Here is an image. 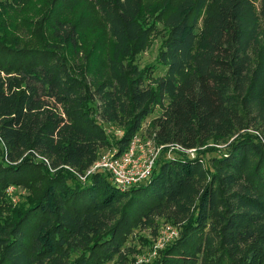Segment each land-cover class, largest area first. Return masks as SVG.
<instances>
[{
  "label": "trees",
  "instance_id": "1",
  "mask_svg": "<svg viewBox=\"0 0 264 264\" xmlns=\"http://www.w3.org/2000/svg\"><path fill=\"white\" fill-rule=\"evenodd\" d=\"M73 1L52 4L56 44L0 40V208L12 207L8 187L32 186L39 173L43 190L0 219V264L124 260L129 234H154L163 220L180 237L157 264H264V0L165 9L160 76L133 64L154 33L142 0H93L112 52L99 73L75 69L60 51L79 43L77 26L59 16ZM156 109L157 145L193 156H161L151 179L129 189L106 171L78 178L103 150L125 153ZM108 124L124 128L115 142ZM210 142L222 147L204 149Z\"/></svg>",
  "mask_w": 264,
  "mask_h": 264
},
{
  "label": "rangeland",
  "instance_id": "2",
  "mask_svg": "<svg viewBox=\"0 0 264 264\" xmlns=\"http://www.w3.org/2000/svg\"><path fill=\"white\" fill-rule=\"evenodd\" d=\"M54 1L0 0V40L10 43L12 39L18 41L20 46L30 47L56 44L52 35V25L56 19L52 10ZM179 1L142 0L141 2L143 5V24L151 29L154 28V33L149 39L146 48L140 51L134 58L133 64L134 66L137 65L146 74L152 68L153 72L150 73L154 76H160L164 72L163 66L159 61V55L168 37L169 30L160 18L165 9L175 7ZM68 4L73 9L69 11L65 10L64 14H59V16L63 20H70L77 26L79 43L76 48L69 46L61 48L60 51L75 69L82 71L85 66H90L97 73L103 70V66L106 65L107 58L112 52L113 39L110 36L108 25L95 1L74 0ZM59 8H61L60 11L64 10L63 6ZM89 78H96V75H91ZM160 111V109H156L148 118L146 124H144L139 142L141 146L146 143L149 144V141H153L154 132L150 122L160 115ZM106 129L113 142L118 140L124 132V128L118 124H108L106 125ZM221 147L222 145L210 142L204 149H219ZM114 149L103 150L101 154H106ZM177 149V146H167L157 157L156 163L161 156L173 157ZM35 156L38 163H44L47 166L46 168L50 171L52 170L48 159L40 155ZM39 178H41V173L38 174V177L33 176L32 186L31 183L26 184L27 186L12 185L5 190L3 196L12 207L0 208V219L9 217L13 209L28 206L33 199L40 195L43 190L38 188L40 185L37 186ZM136 186H140V184ZM2 206L0 204V207ZM179 237L180 229L172 225L171 222L160 221L158 223V230L154 234L151 228L141 226L134 229L128 236L125 243L128 250L124 252L126 258L121 260L116 257L113 261L106 262L105 264L160 263L170 245H173Z\"/></svg>",
  "mask_w": 264,
  "mask_h": 264
},
{
  "label": "built area",
  "instance_id": "3",
  "mask_svg": "<svg viewBox=\"0 0 264 264\" xmlns=\"http://www.w3.org/2000/svg\"><path fill=\"white\" fill-rule=\"evenodd\" d=\"M143 129L134 136L125 153L118 155V150L114 149L103 154L86 174L82 175L75 171L73 172L78 175L82 182H86L89 175L99 170L106 171L110 174L114 185L121 189H129L139 184H146L152 177L157 157L168 145H157L153 135V141L141 146L139 142ZM152 147L154 148L152 149ZM177 148L182 152L190 153L192 156L195 153V150H184L179 146Z\"/></svg>",
  "mask_w": 264,
  "mask_h": 264
}]
</instances>
